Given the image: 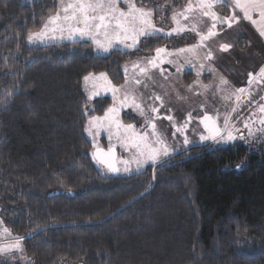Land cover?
<instances>
[{"label": "trees", "instance_id": "16d2710c", "mask_svg": "<svg viewBox=\"0 0 264 264\" xmlns=\"http://www.w3.org/2000/svg\"><path fill=\"white\" fill-rule=\"evenodd\" d=\"M57 9L0 0V214L24 243L22 264H264V149L208 143L104 176L85 136L83 77L121 85L122 63L143 51L27 44Z\"/></svg>", "mask_w": 264, "mask_h": 264}, {"label": "rangeland", "instance_id": "374dc122", "mask_svg": "<svg viewBox=\"0 0 264 264\" xmlns=\"http://www.w3.org/2000/svg\"><path fill=\"white\" fill-rule=\"evenodd\" d=\"M22 1L24 3L30 2V0ZM136 2L138 6L153 8L154 23L158 28L164 29V32L158 33L153 37H142L136 48H127L122 44H116L108 52H104L98 50L92 40L87 37H76L73 40H47L44 42H29L28 36L30 33L26 37L27 44L39 47L69 42L86 43L95 56H109L117 51L131 55L135 52L143 51L140 53L141 55L136 54V57L133 56L125 59L122 63L121 71L124 82L123 88L135 94L137 102L141 103L144 109V115H141L138 110L128 107L121 109L120 119L124 124L136 125L138 131L143 129L149 133L152 130L150 128H144L146 118L148 121L154 122L156 124L157 134L166 142L170 149L169 155L161 157L155 164L151 162L145 164L139 171H137L135 165H132L131 171L129 172H124L123 170L110 172L106 166L99 164L97 160L93 159L92 154L96 150L94 144L107 151L109 140L108 133L104 130H101L98 135L94 134L92 136L86 131L88 118L92 116L90 115L91 109L95 108L97 98L93 97L91 100L88 99L90 88H86L83 81L82 88L83 91L85 89L89 104L87 108L88 115L85 124V136L91 143V157L99 171L104 176L132 175L142 172L150 165H156L189 148L208 143H210L211 147L245 145L250 147L252 151L264 149V125L260 124V118L264 116V113L259 112V105L264 104V82H253L249 85V74H256L261 67H264V42L254 43L253 35L241 18L238 22L233 23L231 27H228L227 24H218L216 28L218 34L205 41L204 46L198 48L195 55L184 53L165 57V61L171 59L174 62H165L157 68L148 66L149 71L145 76L139 72V68H133L132 65L139 63L140 67H145L146 59L154 56L155 49L158 47H165L168 51L176 52L178 49L198 44L199 35H197V32L206 33L211 25V21L207 17H202L198 11L193 12L189 14L190 18L187 21H182V23L187 29H191L195 25L197 32L186 30L181 34L173 33L169 36L166 33L170 32L176 26L171 19L173 13L182 11L188 0H136ZM230 3L231 1L229 0ZM120 7L126 10V5L123 3L120 4ZM215 10L221 16H230L234 11L232 8H228V6L223 4H217ZM235 11L237 15L242 16L238 10ZM156 37H165L171 44L164 42L163 44L155 46L157 41ZM228 39L242 40L241 46L236 47L234 44L229 43L228 45H231V47L227 51L221 50L220 46L227 44ZM208 51H211L213 54L211 60L205 59ZM254 54H256V64H254L255 60H252ZM189 60L191 64L187 63ZM201 64L204 65L203 69L200 68ZM244 65L245 67H243ZM198 72L199 75H197ZM137 78L141 80V84L139 85L134 83ZM221 78L227 80L228 83L226 85L220 84ZM195 81H198V83ZM205 84L209 85L207 89L202 87ZM189 85H191V88ZM240 88L248 89L251 95L249 97L246 92L241 97V101L237 103L232 93ZM103 93L111 97L108 98L111 101L107 107L109 108L113 105L112 93L101 92V94ZM120 95L121 93H117V96ZM155 96L162 98L163 106H161L160 100L154 99ZM228 96H231V99L225 98ZM151 107L159 108V112L152 113L150 111ZM233 108L236 110L232 111ZM104 111L93 115L102 116ZM205 113L213 117L217 125L222 129L224 127L225 117H230L229 127L232 128L233 134L237 138L228 142L221 141L219 138L217 140H201V135H208L203 123H201V119ZM189 114H191L190 119ZM168 117L172 119H168ZM245 122L249 123L252 135H249V129L244 127ZM177 128H180L181 131H177ZM241 135L243 139H240ZM185 137L188 139L187 144L184 143ZM112 144L116 145V155L118 158H129L130 154L119 146L115 137L112 139ZM117 167L123 169L124 166L123 164H118ZM0 221H2L0 223V244L12 242L16 237L5 225L1 214ZM4 228L9 229L8 234L3 233ZM20 243L22 245V251L13 250L11 253L0 254V264H22L27 261L25 246L21 239Z\"/></svg>", "mask_w": 264, "mask_h": 264}, {"label": "snow or ice", "instance_id": "6c2138e0", "mask_svg": "<svg viewBox=\"0 0 264 264\" xmlns=\"http://www.w3.org/2000/svg\"><path fill=\"white\" fill-rule=\"evenodd\" d=\"M126 5L125 8L120 7V4ZM217 4H224L231 7L234 11L230 16H221L215 10ZM235 10L242 13L243 19L251 21L254 25H258V30L264 36V0H188L182 11L174 12L171 19L176 25L170 32L166 33L171 36L173 33L181 34L186 30L197 32L195 25L191 29L182 23L190 18L191 13L199 12L202 17H207L211 21V25L206 33H199V43L187 48H181L176 52L168 51L165 47H158L155 49V55L146 59L145 67H140L139 63L133 64V68H139L142 75H147L149 67L157 68L160 64L165 62L173 63L174 61L165 57L179 55L184 53H191L195 55L198 48L204 46L205 41L216 36L217 25H225L231 27L233 23L238 22L240 16L237 15ZM253 13H258L259 19L253 18ZM164 32L163 28H158L153 20V11L145 7L138 6L136 0H59V8L53 14L43 21L42 27L39 31L30 33L28 36L29 42H44L47 40L68 39L73 40L76 37L90 38L96 45L98 50L108 52L116 44H122L127 48H136L141 38H150L158 33ZM221 50L227 51L231 45L223 44L220 46ZM213 54L208 51L205 59L211 60ZM191 64V61H187ZM200 68L203 69L204 65L201 64ZM126 71V69H125ZM212 71V69H210ZM199 75V72L197 73ZM86 88H90L88 99L98 97L101 92H111L113 105L104 111L102 116L92 115L88 118L86 131L90 136L98 135L101 130L108 133L109 147L107 151L98 145L94 144L95 151L93 152V159L97 160L99 164L106 166L110 172H124L131 171V166L135 165L139 171L145 164H155L163 156H168L170 149L166 142L157 134L156 124L148 121L144 128H150L152 131L149 133L145 130H137L134 124H124L120 119V111L123 108L132 107L144 115V109L141 103L137 102L135 94L131 91L125 90L123 86L116 87L112 85L111 80L108 79L106 73H88L83 77ZM198 83V81H195ZM253 82H264V67H261L256 74H249V85ZM135 84H141L140 79H135ZM227 80L221 78L220 84L226 85ZM191 88V85H189ZM207 89L209 85H202ZM251 93L248 89H236L232 95L235 96L237 103L241 101V97ZM117 93H121L117 96ZM231 99V96L225 97ZM155 100L163 101L160 96H155ZM94 111V109H91ZM236 109L233 108L232 111ZM88 109H86V112ZM152 113H158L159 108L151 107ZM259 112L264 113V104L259 105ZM191 114H189V119ZM168 119H172L168 117ZM203 123L208 135H201V140H219L233 141L237 137L233 134L230 125V117L226 116L224 119V127L220 128L216 120L209 116L207 113L202 117ZM260 124L264 125V116L260 118ZM245 128L249 129V135L252 131L248 122L244 124ZM177 131H181L177 128ZM238 131V130H237ZM115 137L119 146L128 152L129 158H118L116 155V145L112 144V139ZM243 139V136H240ZM184 143H188L185 137ZM118 164H123V169L117 167ZM2 223V221H0ZM3 233L8 234L9 229L4 228ZM19 237L15 238L12 242L0 244V254L11 253L13 250L22 251V245Z\"/></svg>", "mask_w": 264, "mask_h": 264}, {"label": "crops", "instance_id": "0c3cea01", "mask_svg": "<svg viewBox=\"0 0 264 264\" xmlns=\"http://www.w3.org/2000/svg\"><path fill=\"white\" fill-rule=\"evenodd\" d=\"M231 1V0H230ZM224 5V4H223ZM228 8H231V7H228ZM146 9H153V8H146ZM57 11V10H56ZM238 12H239V10H238ZM55 13V12H54ZM239 14H241L242 15V13H239ZM243 16H241L240 18L242 19V21H243V23L246 25V27H248L249 28V30H250V32H251V34L253 35V38H254V43H257V42H264V36H262L261 34H260V32H259V30H258V25H254L251 21H249V20H246V19H243L242 18ZM253 18L254 19H259V16H258V13H253ZM169 22V21H168ZM241 42H242V40H240V39H233V40H230V39H228V43L227 44H229V43H231V44H234L236 47L237 46H241ZM262 42V43H263ZM246 43H248L247 41H246ZM178 46V45H177ZM176 46V47H177ZM264 50V49H263ZM144 54V53H143ZM139 55H141V54H139ZM256 54H254L253 56H252V60H255V56ZM137 56V55H136ZM136 56H134V57H136ZM257 63V60H255L254 61V64H256ZM243 67H245V65L243 66ZM99 73H97V75H98ZM108 74V73H107ZM109 76V77H108ZM108 79L109 80H111V82H112V85H114V86H116V87H121V86H124V82L121 84V85H115L114 84V82L112 81V79L110 78V75L108 74ZM84 93H85V95H86V92H85V89H84ZM87 97V96H86ZM104 97H107V98H111L109 95H105L104 93L103 94H101L100 96H98V97H96L97 99L96 100H98V99H100V98H104ZM113 101V100H112Z\"/></svg>", "mask_w": 264, "mask_h": 264}]
</instances>
